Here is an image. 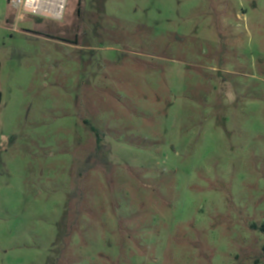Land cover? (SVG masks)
Here are the masks:
<instances>
[{"label": "rangeland", "instance_id": "rangeland-1", "mask_svg": "<svg viewBox=\"0 0 264 264\" xmlns=\"http://www.w3.org/2000/svg\"><path fill=\"white\" fill-rule=\"evenodd\" d=\"M0 0V264H264V0Z\"/></svg>", "mask_w": 264, "mask_h": 264}, {"label": "built area", "instance_id": "built-area-1", "mask_svg": "<svg viewBox=\"0 0 264 264\" xmlns=\"http://www.w3.org/2000/svg\"><path fill=\"white\" fill-rule=\"evenodd\" d=\"M18 22L26 16L62 21L68 0H9Z\"/></svg>", "mask_w": 264, "mask_h": 264}, {"label": "trees", "instance_id": "trees-1", "mask_svg": "<svg viewBox=\"0 0 264 264\" xmlns=\"http://www.w3.org/2000/svg\"><path fill=\"white\" fill-rule=\"evenodd\" d=\"M1 95H2V94L0 93V101H1Z\"/></svg>", "mask_w": 264, "mask_h": 264}]
</instances>
